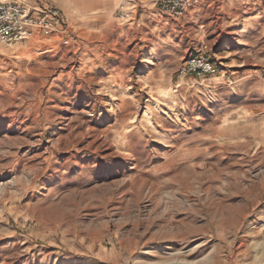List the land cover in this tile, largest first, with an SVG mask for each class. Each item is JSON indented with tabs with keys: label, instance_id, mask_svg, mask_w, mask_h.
<instances>
[{
	"label": "rangeland",
	"instance_id": "374dc122",
	"mask_svg": "<svg viewBox=\"0 0 264 264\" xmlns=\"http://www.w3.org/2000/svg\"><path fill=\"white\" fill-rule=\"evenodd\" d=\"M197 1L0 0L63 18L0 44V264H264V0Z\"/></svg>",
	"mask_w": 264,
	"mask_h": 264
},
{
	"label": "built area",
	"instance_id": "2783aa9c",
	"mask_svg": "<svg viewBox=\"0 0 264 264\" xmlns=\"http://www.w3.org/2000/svg\"><path fill=\"white\" fill-rule=\"evenodd\" d=\"M197 0H157L159 9L176 18L184 17ZM63 25V18L57 10L35 8L18 2H0V44L16 45L25 43L37 32L53 33L55 28ZM199 62L196 72L214 74L215 67L209 62L204 49L198 56L190 57L186 64Z\"/></svg>",
	"mask_w": 264,
	"mask_h": 264
},
{
	"label": "crops",
	"instance_id": "0c3cea01",
	"mask_svg": "<svg viewBox=\"0 0 264 264\" xmlns=\"http://www.w3.org/2000/svg\"><path fill=\"white\" fill-rule=\"evenodd\" d=\"M79 11H81V10H79Z\"/></svg>",
	"mask_w": 264,
	"mask_h": 264
}]
</instances>
